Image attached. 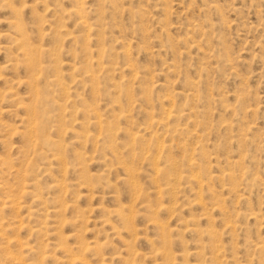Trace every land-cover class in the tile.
<instances>
[{
  "label": "rangeland",
  "instance_id": "obj_1",
  "mask_svg": "<svg viewBox=\"0 0 264 264\" xmlns=\"http://www.w3.org/2000/svg\"><path fill=\"white\" fill-rule=\"evenodd\" d=\"M100 1L9 0L8 2V0H0V68L4 69L2 77L5 76L0 78V160L6 162L0 165V185H2L0 205L7 194H17L20 197L19 192L23 185L26 191L30 190L29 193L32 196H40L46 205L36 208L37 205L33 204L32 196L29 195L28 198L24 196L20 199V204L25 205L24 208L9 209L0 213V219L4 220L3 226L10 225V228H18L20 221L28 222V209L36 208V216L29 220L28 224L29 227L40 228L45 222L42 234L30 236L29 231L24 230L25 232L17 233V236L24 242L29 241L31 246L36 247L39 252L48 253L43 264H61L57 263V260L58 257H62V249L55 246L58 242L64 243L63 247L76 246L77 238L69 239L74 230L79 231V240L82 243L91 246L96 243L104 245L101 249V257L88 255L89 264H101L102 261L104 264H124L129 261L133 262L132 264H164L163 257L155 254L156 248H159V244H156L159 233L152 222L153 219L165 226L167 234L169 233L173 241L174 247L171 245V250L168 251L171 253L169 255L171 261H166L165 264H216L215 260L217 264H264V251L257 249V245L264 243V0H103L104 4ZM77 2H84L90 21L97 19L98 24L101 22L100 27L98 26L101 29L97 28L100 35L99 43L95 35L90 40L91 44L89 43L90 50L93 49L92 60L81 48L86 47L82 43L86 41L84 39L86 33L81 32L75 25L74 19H68L64 15L65 11L73 9L72 6ZM100 16L103 17H101L102 20L99 19ZM17 22L23 25L21 29L25 31L24 36L28 42L25 39L22 43H29L27 45H21V42L16 41V38L20 39L17 34H14ZM40 29L41 32L37 31ZM97 32L95 31L96 34ZM104 32L103 37L101 33ZM67 33L75 37L76 41ZM81 34H84V37ZM207 35H209L208 39ZM41 36H43L42 39ZM204 38V41L208 43L203 42ZM20 45L22 49L24 46L23 50L27 48L24 52L22 51L23 53L21 49H17ZM100 46L105 50L110 48L113 51H111L112 54L109 53L97 60L96 50L101 48ZM33 47L41 49L44 53L40 55V58L45 70L38 77V81H35L34 87L36 86L35 88L39 90L43 100L50 104H46L49 105L45 106L46 109L41 108L43 106L32 98L31 92L35 88L32 89L27 85L28 75L22 67L23 56L21 55L28 49L33 50ZM124 50L127 51L128 60L124 55V58L122 56ZM86 60L89 63L92 62V65L88 66L89 63L87 64ZM226 60L230 64H227ZM18 61H21V66ZM128 63L133 65L131 72H137V80H133L132 73L126 69ZM4 65H7L8 69H5ZM118 67L121 71L124 69V72H121ZM84 70L93 75L94 80H85ZM54 71H57V74ZM83 78L85 81H80ZM5 79L7 80L4 81ZM53 80L57 81L58 85H55L56 82L54 83ZM48 85L53 87L49 88ZM29 89H31L30 93ZM242 95L241 100L239 98ZM167 97H171L172 101H168ZM30 106L32 107L29 108ZM81 107L88 113L86 110H84L86 113L83 112ZM167 107L175 111L181 110L183 114H189L188 111H192L190 113L192 117L189 120L171 119L167 122L168 126L164 128L151 127L150 116L152 115L154 119L163 118L162 109ZM40 108L47 110L45 117L42 116ZM32 109L35 113L31 112ZM230 109L231 112L235 110L233 112L236 114L231 113ZM246 110H249L248 114ZM95 111L103 121V129L100 131L99 127L90 126L89 132L95 139L88 141L82 138L85 127H82L80 123L93 120ZM122 113L127 116L126 119L119 118ZM82 115H85L84 118ZM32 116L38 118L37 123L46 124L48 127L43 125V137L36 143L34 141L28 143L20 135L27 127L26 121L28 118L31 120ZM109 125L121 129V132L113 134L111 143L106 139L108 136H105L108 134L105 130L109 128ZM146 127L149 129L145 130ZM54 128L58 129L57 133ZM167 128L171 133H165ZM177 128L178 130L173 131ZM180 129L186 130L184 131L186 135L182 134L183 131L180 132ZM247 129L249 134H246ZM123 130L126 134L128 132L141 135V139L143 138L141 142L139 141L141 144L137 143L138 146L132 145L123 149L122 145L129 142ZM154 134L162 137L161 141L166 148L161 155L163 157L160 156L158 159V163L160 166L163 165L161 169L170 170H163L165 175L156 177L150 166L152 160L150 155L153 153H145L143 149L144 144L150 142ZM241 135L247 140L241 138ZM198 142H203L204 146L200 147ZM222 142L225 143L220 144ZM55 152H58L71 165H77V156L81 153L80 161H83V165L80 167L83 175L78 165V168L70 165L63 166ZM119 152H122L123 158ZM204 152L207 156L204 158L205 161L200 158L201 153L204 154ZM188 157L196 159L199 163H206H203L207 168L206 172H203L204 165L201 163L200 172L203 179L209 172L208 176L212 177V179L208 177L210 180L208 178L203 180V191L206 190L203 192L205 202L201 206L194 200L196 189L191 184L175 183L174 194L165 192L166 195L163 194V197L155 195L154 190L151 191L154 194L149 193L154 186L166 187L168 182H171L170 174L175 170L170 169L167 158L176 160V171L181 170L179 172L184 173ZM118 159L128 162L130 166L137 169L138 173L140 172L136 178L142 189L140 198L132 196L130 186L124 181L125 178L123 179L126 174L115 162H118ZM230 169L233 172L235 170L236 174L232 181L224 178L227 170ZM207 172L208 174L204 175ZM245 172L246 174H243ZM84 175L92 176V181L88 182L89 185L82 184L85 181ZM63 176L67 192L53 187ZM152 177L156 183L152 182L150 179ZM80 178L84 179L81 181ZM229 181L231 183H227ZM191 188L193 192L190 191ZM209 191H212L210 195ZM54 198L65 202L67 210L64 214L67 218L83 213L84 220L81 219L79 225L75 227L67 226L62 230V226L56 225L58 220L56 214L51 212L47 214L44 210L45 207L54 205L52 202ZM215 203L218 206L214 205ZM149 205L153 206V209L163 205L165 208L171 207V210L165 212L164 208H161L157 211L158 214H151L149 210L146 211L148 208L146 206ZM117 207L133 209L134 227L130 224L123 226L115 214H108V211H119ZM124 211L126 214L127 211ZM204 213L208 214V218L205 215L207 220L201 217ZM148 215L151 217L149 218ZM185 227L187 230L184 229ZM191 227L203 232L208 229L212 232V236L206 233L195 234L190 231ZM132 228H135V231ZM52 230L59 236L56 232H54L56 235L53 234ZM7 232L12 234L8 230ZM210 243L217 244L219 251H212ZM38 251H32L29 254L30 257L25 258L35 262L39 258H36ZM193 252L201 254L198 253V257L194 256ZM135 253L137 256H134Z\"/></svg>",
  "mask_w": 264,
  "mask_h": 264
},
{
  "label": "bare ground",
  "instance_id": "obj_2",
  "mask_svg": "<svg viewBox=\"0 0 264 264\" xmlns=\"http://www.w3.org/2000/svg\"><path fill=\"white\" fill-rule=\"evenodd\" d=\"M5 1H7V0H5ZM35 1V0H34ZM100 1V0H99ZM102 1V3L101 4H104L103 3V0H101ZM100 1V2H101ZM2 2V1H1ZM0 2V3H1ZM8 2H9V0H8ZM7 2V3H8ZM24 2H25V0H24ZM105 2V1H104ZM207 3V2H206ZM22 4V3H21ZM3 5V4H2ZM25 5V4H24ZM71 5H73V4H71ZM3 6H6L5 4L3 5ZM3 6H2V8H3ZM21 6V5H20ZM8 7V6H7ZM115 7V6H114ZM207 7L208 8H211V7H209L208 5H207ZM14 8V7H13ZM31 8V7H30ZM72 8L73 9H71V10H69V11H65V13H64V15H66V17L68 18V19H74L73 21H75V25L81 30V32H84V33H86V35H85V37L86 38H84L86 41L85 42H82L83 44H85V46L86 47H81L82 48V50L84 51V53H87V54H85L86 56H89L90 58L89 59H93L94 57H93V49L92 50H90V46H89V43H90V40L92 39V37L95 35L96 36V39H98V40H96V41H98V43H99V41H100V35H99V33L97 32V28H99L100 27V25H101V20H102V16H100L99 17V19L101 18V20H98L100 23L98 24V22H97V19H96V21L94 20L93 22L92 21H90V19L88 18V16H87V12H86V8H85V4H84V2H77V3H75L73 6H72ZM113 8V7H112ZM217 8V7H216ZM32 9V8H31ZM116 9V8H115ZM61 10V9H60ZM101 10V9H100ZM219 10V9H218ZM14 11H15V9H14ZM35 11V10H34ZM116 11V10H115ZM205 11H207V10H205ZM21 12V11H20ZM102 11H100V13H101ZM15 13V12H14ZM13 13V14H14ZM87 13V14H86ZM97 13V12H96ZM102 14V13H101ZM33 15H35V14H33ZM97 17L99 16V15H96ZM17 17V16H16ZM16 19H18V18H16ZM21 19V18H20ZM40 19V18H39ZM62 19H64V18H62ZM19 20V19H18ZM17 20V21H18ZM14 21V20H13ZM42 21V20H41ZM208 21V20H207ZM38 22V21H37ZM60 22V21H59ZM205 22V21H204ZM10 23V22H9ZM15 23V22H14ZM35 23V22H34ZM208 23V22H207ZM11 24H13V23H11ZM211 25V24H210ZM21 26H23V25H21V23H16L15 24V27H14V30H15V32H14V34H17L19 37H20V39H17L16 37V41H19V42H21L22 43V41L23 40H25V41H27V38L24 36V34H25V31L23 32L22 31V27ZM41 26V25H40ZM61 27H62V25H60ZM99 26V27H98ZM194 26V25H193ZM198 25H196V27H197ZM59 27V26H58ZM195 27V26H194ZM198 27H200V25L198 26ZM24 28V27H23ZM63 28H65V27H63ZM99 29H101V28H99ZM134 29V28H133ZM139 29V28H138ZM27 31V30H26ZM37 31H39V32H41V29L40 30H37ZM51 31H54V30H51ZM60 31V30H59ZM95 31L97 32V34L95 33ZM132 31V30H131ZM57 32H58V30H57ZM80 32V31H79ZM29 33V32H28ZM205 33H208V32H205ZM51 34V33H50ZM68 34V33H67ZM101 34H103V37H104V34H105V32L104 33H101ZM203 34H204V32H203ZM3 35H5V34H3ZM7 35V34H6ZM5 35V36H6ZM28 35V34H27ZM49 35V34H48ZM70 35V38L71 39H73L74 41H76L75 39V37H72L71 36V34H68V36ZM81 35H83V37H84V34H81ZM206 34H204L203 36H205ZM210 35V34H209ZM209 35H207L206 37H207V39H208V36ZM16 36V35H15ZM57 36H59V35H57ZM64 36V35H63ZM42 37L43 36H41V39H42ZM45 37V36H44ZM54 37V36H53ZM6 38H8V37H6ZM35 38V37H34ZM78 38V37H77ZM13 39V38H12ZM60 39H61V37H60ZM68 39V38H67ZM94 39V38H93ZM10 40V39H9ZM15 40V39H14ZM40 40V39H39ZM82 40H83V38H82ZM205 40V38L203 39V42H206V43H208V41H204ZM35 41V40H34ZM42 41V40H41ZM62 41H63V39H62ZM202 41V40H201ZM28 42V41H27ZM38 42V41H37ZM57 42H58V40H57ZM40 43V42H39ZM59 43V42H58ZM79 43H80V40H79ZM81 43V44H82ZM14 44H15V42H14ZM27 45V44H29V43H27L26 44V42L25 43H22L21 45ZM36 44V43H35ZM38 44V43H37ZM57 44V43H56ZM59 44H61V43H59ZM91 44V43H90ZM101 44V43H100ZM18 45V44H17ZM17 45H15V47H17ZM20 45V48H17L18 50L19 49H21V52L23 51H25L27 48H26V46H25V50H23L24 49V46H23V49L21 48L22 46ZM31 45V44H30ZM33 45V44H32ZM35 46V45H34ZM38 46H39V44H38ZM41 46V45H40ZM43 46V45H42ZM57 46H58V44H57ZM81 46H83V45H81ZM123 46H125V45H123ZM19 47V46H18ZM29 47V46H28ZM31 47V46H30ZM55 47V46H54ZM101 47V46H100ZM105 47V46H104ZM34 48V47H33ZM121 48V47H120ZM123 48H126V47H123ZM122 48V49H123ZM57 50H58V47L56 48ZM11 50V49H10ZM55 50V49H54ZM107 50H109V51H107ZM107 50H105L104 48H99L98 50H96V57H97V60H99L100 58H103L105 55H107V54H109V53H111V49L110 48H107ZM47 51V50H46ZM51 51V50H50ZM95 51V50H94ZM22 52V53H23ZM49 52V51H48ZM54 52V51H53ZM73 52V51H72ZM82 52V51H81ZM113 52V51H112ZM117 52V51H116ZM121 52V51H120ZM57 53V52H56ZM55 53V54H56ZM205 53V52H204ZM225 53V52H224ZM223 53V54H224ZM15 54V53H14ZM19 54V53H18ZM42 54H44L43 53V51L41 50V49H33V50H30V49H28L24 54H22L21 56H23V60H22V67H24L25 68V70H26V75H28V79H29V81H27V79H26V82H27V85L31 88L32 87V89H34L35 87H34V83H35V81H38V77H40V75H41V73L45 70V68H43V66H42V64H41V58H40V55H42ZM89 54V55H88ZM112 54V53H111ZM118 54V53H117ZM208 54V53H207ZM116 55V54H115ZM119 55V54H118ZM125 56L126 58L125 59H127L128 58V55H127V51L126 50H124V51H122V56ZM13 56V55H12ZM15 56V55H14ZM56 56H57V54H56ZM85 56V58H88V57H86ZM109 56V55H108ZM124 56H123V58H124ZM204 56V55H203ZM223 56V55H222ZM111 57V56H110ZM212 58H213V56H212ZM17 59V58H16ZM54 59V58H53ZM226 59V58H225ZM12 60V59H11ZM15 60V59H14ZM85 60V59H84ZM128 60V59H127ZM227 60H228V58H227ZM227 60H226V62H227ZM10 61V60H9ZM56 61V60H55ZM87 61V60H86ZM95 61V60H94ZM230 61V60H229ZM13 62V61H12ZM14 62H16V61H14ZM19 62V61H18ZM177 62V61H176ZM8 64H9V62H7ZM20 63V65L19 66H21V61L19 62ZM61 63V62H60ZM59 63V64H60ZM87 64L89 63L88 61L86 62ZM127 63V62H126ZM166 63V62H165ZM7 64V65H8ZM227 64H230V62L228 63L227 62ZM7 65L5 66V69H8V68H6L7 67ZM10 65V64H9ZM83 65H85V64H83ZM92 65V62H90L89 64H88V66H91ZM1 66V65H0ZM11 66V65H10ZM17 66V65H16ZM18 66V67H19ZM111 66V65H110ZM113 66V65H112ZM228 66V65H227ZM230 66V65H229ZM123 67H125V66H123ZM231 67V66H230ZM12 68H13V65H12ZM74 68V67H73ZM84 68V67H83ZM115 68V70H116V67H114ZM118 68H120V67H118ZM232 68V67H231ZM52 69V68H51ZM55 69V68H54ZM78 69H79V67H78ZM123 69V68H122ZM126 69L127 70H129L130 72L132 71V69H133V65L131 64V63H128L127 64V66H126ZM125 69V70H126ZM149 69V68H148ZM4 69L3 68H0V78H3V77H5V76H3L2 77V71H3ZM9 70H10V67H9ZM12 70V69H11ZM16 70V69H15ZM56 70V69H55ZM74 70H76V69H74ZM97 70V69H96ZM111 70V69H110ZM124 70V69H123ZM122 70V71H123ZM170 69H168V71H169ZM81 71H83L82 69H81ZM85 71V74H83V76H84V78H85V80L86 79H88V80H94V76L93 75H90L89 74V72L88 71H86V70H84ZM109 71V70H108ZM120 71H121V68H120ZM121 71V72H122ZM166 71V70H165ZM164 71V72H165ZM179 71V70H178ZM55 72V71H54ZM74 72H76V71H74ZM79 72H80V70H79ZM99 72V71H98ZM124 72V71H123ZM134 72V71H133ZM46 73V72H45ZM78 73V72H77ZM90 73H91V71H90ZM106 73V72H105ZM108 73V72H107ZM129 73V72H128ZM132 73V72H131ZM55 74H57V71L55 72ZM124 74V73H123ZM58 76V75H57ZM79 76H81L80 74H79ZM124 76V75H123ZM43 77H45V75L43 76ZM52 78H53V76H51ZM131 77H133V80H137V78H138V74H137V72L135 71L134 73H132V75H131ZM141 77V76H140ZM55 78H56V76H55ZM84 78L83 79H81L80 81H82V80H84ZM146 79V78H145ZM7 79H5L4 81H6ZM10 80V79H9ZM8 80V81H9ZM25 80V79H24ZM43 80V79H42ZM45 80V79H44ZM84 80V81H85ZM127 80H128V78H127ZM17 80H15V82H16ZM41 81V80H40ZM49 81L51 82V79H49ZM55 80H53V82H54ZM241 81V80H240ZM45 82V81H44ZM53 82L51 83V84H53ZM56 82V83H55ZM54 83H55V85L57 84V81H55ZM87 82V81H86ZM95 82V81H94ZM100 82V81H99ZM6 83V82H5ZM46 83V82H45ZM48 83V82H47ZM187 83V82H186ZM188 83H191V82H188ZM14 84H16V83H14ZM23 84V83H22ZM195 84V83H194ZM58 85V84H57ZM129 85V84H128ZM197 85V84H196ZM195 85V86H196ZM9 86V85H8ZM49 86V85H48ZM60 86V85H59ZM100 86V85H99ZM162 86V85H161ZM188 86H189V84H188ZM192 86V85H191ZM51 87H53V86H49V88H51ZM92 87V86H91ZM101 87V86H100ZM148 87V86H147ZM45 88V87H44ZM60 88H62L61 86H60ZM66 89V88H65ZM64 89V90H65ZM114 89V88H113ZM141 89V88H140ZM191 90H192V87L190 88ZM194 89H195V87H194ZM67 90V89H66ZM116 90V89H115ZM148 90V89H147ZM30 91H31V89H29V93H30ZM92 91V90H91ZM144 91V92H143ZM142 92L145 94V90H143ZM66 92V91H65ZM147 92V91H146ZM92 93V92H91ZM143 94V95H144ZM193 94V93H192ZM31 95H32V98L33 99H35L37 102H39V104L41 105V106H43V107H41V106H39V107H41V108H44L45 106H47L46 104H49L48 103V101L47 102H45L44 100H43V97L41 96V94H40V92H39V90L38 89H34L32 92H31ZM97 95V94H96ZM98 95H99V93H98ZM125 95V94H124ZM140 95V94H139ZM146 95H148V93H146ZM238 95V94H237ZM141 96V95H140ZM239 96V95H238ZM2 97V96H1ZM12 97H13V95H12ZM128 97V96H127ZM144 97H146V96H144ZM243 97V95L241 96V98H239V99H243L242 98ZM256 97V96H255ZM3 98V97H2ZM10 98V97H9ZM17 98V97H16ZM31 98V97H30ZM95 99V98H94ZM114 99V98H113ZM136 99H137V97H136ZM141 99H143V97L141 98ZM147 99V98H146ZM164 99H166V98H164ZM163 99V100H164ZM194 99V98H193ZM237 99H238V97H237ZM139 100V99H138ZM149 100V99H148ZM148 100H146V101H148ZM167 100L168 101H172V99H171V97H167ZM200 100V99H199ZM34 101V100H33ZM80 101V100H79ZM113 101V100H112ZM117 101V100H116ZM120 101V100H119ZM165 101V100H164ZM240 101V100H239ZM31 102V101H30ZM29 102V103H30ZM237 102H238V100H237ZM241 102V101H240ZM243 102V101H242ZM241 102V103H242ZM20 103V102H19ZM88 103V102H87ZM94 103V102H93ZM98 103V102H97ZM112 103V102H111ZM239 103V102H238ZM139 104V103H138ZM20 105H21V103H20ZM50 105V104H49ZM48 105V106H49ZM88 105V104H87ZM163 105V104H162ZM172 105V104H171ZM170 105V106H171ZM241 105V104H240ZM249 105V104H248ZM251 105V104H250ZM33 106V105H32ZM32 106H30L29 108H31ZM47 106V107H48ZM169 106V107H170ZM11 107V106H10ZM92 107V106H91ZM164 107V106H163ZM246 107V106H245ZM252 107H255V106H252ZM41 108H40V110H41ZM82 108V107H81ZM233 108V107H232ZM242 108V107H241ZM258 108V107H257ZM24 109H26L25 107H24ZM44 109H46V107L44 108ZM41 110L42 111V113H43V115L42 116H46L45 114H46V111L47 110ZM83 109V108H82ZM189 109V108H188ZM188 109H186L187 111H188ZM193 109V108H192ZM191 109V110H192ZM236 109V108H235ZM28 110V109H27ZM81 110V109H80ZM84 110H86V109H83V112H85ZM93 110V109H92ZM96 110V109H95ZM115 110V109H114ZM129 110V109H128ZM143 110V109H142ZM239 110V109H238ZM253 110V109H252ZM32 111H34L33 109L31 110V112ZM87 111V110H86ZM97 111V110H96ZM95 111V113H94V118H93V120H89V121H87V122H81L80 123V125L83 127H85V130H84V134H83V139H85V140H88L89 141V139H95V137L94 136H91V134H90V132H89V127L90 126H93V127H99L98 128V130H102L103 129V121H102V119H101V117L99 116V115H96V112ZM226 111H229V110H226ZM233 111H235V110H232V112H231V109H230V112L231 113H235L236 114V112H233ZM241 111V110H240ZM247 111V113L246 114H248V112H249V110H246ZM29 112V111H28ZM82 112V113H83ZM130 112V111H129ZM147 112V115H149L148 114V111H146ZM188 112H190V113H192V111H188ZM194 112V111H193ZM255 112V109H254V111H253V113ZM256 112H257V110H256ZM34 113H35V111H34ZM41 113V114H42ZM86 113V112H85ZM85 113H83V114H85ZM87 113H88V111H87ZM185 113H186V111H185ZM190 113L189 114H183L182 112H181V110L180 111H175V110H173L172 108H163L162 109V115H163V118L161 117V119H154L153 118V116L151 115L150 116V126L152 127V126H161V127H167L168 125H167V122L169 121V120H171V119H179V118H186L187 120H189V118L190 117H192L191 115H190ZM245 113V112H244ZM252 113V114H253ZM28 114V113H27ZM32 114V113H31ZM38 114V113H37ZM48 114V113H47ZM25 115H26V113H25ZM35 115V114H34ZM49 115H50V113H49ZM48 115V116H49ZM86 115V114H85ZM85 115H82L83 116V118H84V116ZM102 115V114H101ZM27 116V115H26ZM37 116V115H36ZM36 116H32V119L30 120L28 117V120L26 121L27 122V127L24 129V130H22L21 132L22 133H20V135H21V137H22V139H24V140H26L28 143L29 142H35L36 143V141H38L41 137H43V132H44V129H43V125L45 126L46 124H43V125H41V123H37L36 121H37V117ZM44 117H42L43 119H44ZM56 117V116H55ZM59 117V116H58ZM116 117V116H115ZM114 117V118H115ZM120 117H123V118H127V116L125 115V114H121V116H119V118ZM196 117V116H195ZM122 118V119H123ZM43 119H41V120H43ZM129 119V118H128ZM26 120V119H25ZM40 120V121H41ZM61 120V119H60ZM23 123H25L24 121H22ZM59 122V121H58ZM190 122V121H189ZM194 123H196L195 121H193ZM224 122V121H223ZM231 122V121H230ZM233 122V121H232ZM60 124H61V122H59ZM106 123V122H105ZM228 122H226V124H227ZM2 124V123H1ZM26 124V123H25ZM64 124V123H63ZM79 124V123H78ZM107 124V123H106ZM187 124H189V123H187ZM193 123H191V125H192ZM198 124V123H197ZM62 125V124H61ZM225 126V124H222V126ZM64 126V125H63ZM62 126V127H63ZM80 126V127H81ZM111 125H109V128H107L106 130H105V132H107L108 134H106L105 136L107 137L106 139H108V141L111 143V141H112V139H113V134L115 133V134H117V132H119L121 129L120 128H117V127H110ZM188 126V125H187ZM231 126V125H230ZM229 126V127H230ZM232 126H233V123H232ZM24 127V126H23ZM189 128H191L190 126H188ZM197 127V126H196ZM249 127V126H248ZM46 128H48L47 127V125H46ZM186 128V127H185ZM54 129H56V128H54ZM64 129H65V127H64ZM147 129H149L148 127H146L145 128V130H147ZM187 129V128H186ZM222 129V128H221ZM230 129V128H229ZM3 130V129H2ZM1 130V131H2ZM16 130V129H15ZM15 130H14V132H15ZM57 130L58 129H56V133H57ZM96 130V129H95ZM125 130V129H124ZM123 130V131H124ZM173 130V129H172ZM176 130H178V128L177 129H175V130H173V131H176ZM245 130V129H244ZM7 131H8V129H7ZM48 131V130H47ZM83 131V130H82ZM182 131H183V133L182 134H185L186 135V132H184V131H186V130H184V129H182ZM181 131V129H180V132H182ZM188 131V130H187ZM247 133L246 134H249V130L247 129ZM59 132V131H58ZM121 132V131H120ZM125 132V134H126V131H124ZM166 132H169V133H171L170 132V129H168L167 128V131H165V133ZM177 132H179V131H177ZM226 132H227V129H226ZM245 132V131H244ZM16 133V132H15ZM99 133V132H98ZM191 133V132H190ZM100 134V133H99ZM105 134V133H104ZM173 134V133H172ZM171 134V135H172ZM188 134V133H187ZM192 134V133H191ZM93 135H95V134H93ZM178 135V134H177ZM245 134H243V136H244ZM47 136V135H46ZM237 136H240V135H237ZM48 137V136H47ZM102 137V136H101ZM126 137H128L127 138V141H129V142H125L123 145H122V148L124 149V148H126V147H131L132 145H137V143L139 144L141 141L140 140H142L141 139V135H139L138 133H128L127 132V134H126ZM173 137V136H172ZM197 137V136H196ZM245 137V136H244ZM3 138V137H2ZM77 138H79V136H77ZM162 137H159V136H157V134H154L153 136H152V140L150 141V142H146V144H144V146H145V148H143L144 150H145V153H153L152 155H150L151 157H152V160H151V162H150V166L153 168V172H154V174H155V177L156 176H160L161 174L163 175L164 173H163V170L165 171V170H167L166 168H163V169H161V167L163 166H160V164L158 163V159H160V156L161 155H163L162 153L164 152V150L166 149L165 148V145L162 143V139H161ZM203 138V137H202ZM239 138V137H238ZM241 138H243L242 137V135H241ZM60 139V138H59ZM76 139V138H75ZM102 139V138H101ZM100 139V140H101ZM126 139V138H125ZM203 139H205V138H203ZM225 139V138H224ZM229 139V138H228ZM243 139H245V141L247 140L246 138H243ZM242 139V140H243ZM46 140V139H45ZM45 140H44V142H45ZM198 140V139H197ZM235 140H238V139H235ZM234 140V141H235ZM240 140V139H239ZM238 140V141H239ZM76 141H78V140H76ZM126 141V140H125ZM140 141V142H139ZM174 141V140H173ZM183 141H185V140H183ZM182 141V142H183ZM200 141V140H199ZM206 141V140H205ZM226 142L228 141V140H225ZM238 141H236V142H238ZM244 141V140H243ZM244 141V142H245ZM47 142V141H46ZM81 142V141H80ZM97 142V141H96ZM204 142V141H203ZM203 142H198V144H200V147L201 146H204L203 145ZM230 142H232V141H230ZM55 143V142H54ZM225 143V142H224ZM223 142L222 143H220V144H224ZM80 144V143H79ZM141 144V143H140ZM205 144V143H204ZM238 144V143H237ZM65 145V144H64ZM197 145V144H196ZM218 145H219V143H218ZM138 146V145H137ZM189 146V145H188ZM222 146V145H221ZM225 146V145H224ZM238 146H240L239 144H238ZM27 147V146H26ZM59 147V146H58ZM205 147H206V145H205ZM220 147V146H219ZM223 147V146H222ZM23 148H25V147H23ZM113 148V147H112ZM190 148V147H189ZM195 148V147H194ZM198 148H199V146H198ZM216 148H218V147H216ZM225 148V147H224ZM54 149H56V148H54ZM119 149V148H118ZM140 149V148H139ZM196 149H197V147H196ZM200 149V148H199ZM198 149V150H199ZM219 149V148H218ZM57 150V149H56ZM117 150V149H116ZM138 150V149H137ZM136 150V151H137ZM182 150V149H181ZM185 150V149H184ZM189 150V149H188ZM197 150V151H198ZM203 150H204V148H203ZM222 150H224V149H222ZM34 151V150H33ZM166 151V150H165ZM191 151V150H190ZM193 151V150H192ZM30 152V151H29ZM51 152H53V151H51ZM59 152H61V151H59ZM144 152V151H143ZM199 152V151H198ZM207 152V151H206ZM55 153H57L56 155H54V156H56L57 158H58V160L61 162V164L63 165V166H67V165H70V166H74V167H77V165L79 166V168H80V173L82 172V175H83V171H82V168L80 167V166H82L83 164H82V160L80 161V159L82 158V156L80 157V154L78 155V153H76L78 156H77V165L76 164H74V165H71L70 163H67L61 156H60V154H58V152H55ZM63 153V152H62ZM120 153V152H119ZM119 153H118V155H119ZM122 153V152H121ZM120 153V155H122ZM134 153H135V151H134ZM184 153H186V155H188L187 154V152L186 151H184ZM209 153V152H208ZM131 154H132V152H131ZM112 155V154H111ZM114 155H115V153H114ZM148 155V156H149ZM196 155H197V153H196ZM208 155H210V154H208ZM149 156V157H150ZM200 156H202V157H200V158H206L207 156H206V154H205V152H204V154L203 153H201V155ZM55 157V158H56ZM122 158H123V155L121 156ZM121 157H120V159H121ZM133 157V156H132ZM139 157V156H138ZM161 157H163V156H161ZM167 157V156H166ZM193 157V156H192ZM209 157V156H208ZM189 158V157H188ZM199 158V157H198ZM210 158V157H209ZM208 158V159H209ZM1 159V158H0ZM112 159H113V161H114V158H113V156H112ZM120 159H118V162L117 161H115L116 162V164H117V166H119L120 168H122V170L125 172V176L126 177H123V179H124V181L130 186V188H131V190H132V196L134 197V198H140L139 196L141 195L142 196V189L139 187V185H138V183H137V181H136V178H137V174H139L138 172H137V169L136 168H134L133 166H130L129 164H128V162H126V161H124V160H120ZM147 159V158H146ZM166 159V158H165ZM203 159H202V161H203ZM227 160V159H226ZM10 161V160H9ZM166 161V160H165ZM167 161H169V166L171 167L170 169H174L175 171H173V173L172 174H170V176L172 177L170 180H171V182H173V183H169L168 182V184L166 185V187H162V186H160V185H156V186H154L153 187V189H151L150 190V192L149 193H152L151 191L152 190H154V193H155V195H157V196H159V197H161L163 194L164 195H166L165 194V192L167 193H172V194H174V190H175V186H174V184L176 183V184H180L181 182H183V183H185V184H187V185H189V184H191V185H194L195 186V191H194V200L196 201V203L199 205V206H201V204H203V202H205V201H203V192L206 190H204L203 191V180H207L206 178H211L212 179V177L211 176H208V175H210V172H209V174H208V172L207 173H204V175H206V174H208L207 176H206V178L205 179H203V176H202V174H201V167H202V165H204L203 163H205V162H201L202 163V165H201V163H199L196 159H194V158H189L188 159V161H186V164H187V168L185 169L186 171L184 172V173H182V172H179V171H181V170H177L176 171V166H177V162H176V160H174L173 158L172 159H169L168 160V158H167ZM204 161H205V159H204ZM2 162H4V164H6V162L5 161H3V160H0V165L2 164ZM59 162V163H60ZM209 162H210V159H209ZM209 162H207L209 165H210V163ZM227 162V161H226ZM75 163H76V161H75ZM229 163V162H228ZM228 163H227V165H228ZM238 163H239V160H238ZM206 164V163H205ZM230 164V163H229ZM241 164V163H240ZM3 165V164H2ZM242 165V164H241ZM10 166V165H9ZM231 166V165H230ZM240 166V165H239ZM12 167V166H11ZM10 167V168H11ZM73 167V168H74ZM182 167V166H181ZM237 167V166H236ZM241 168H242V166H240ZM78 168V167H77ZM230 168V167H229ZM234 168H235V166H234ZM233 168V169H234ZM183 169V168H182ZM209 169V168H208ZM238 169V168H237ZM240 169V168H239ZM19 170V169H18ZM76 170V169H75ZM202 170H203V172H206L207 171V168L205 167V165L203 166V168H202ZM206 170V171H205ZM211 170V169H210ZM209 170V171H210ZM226 170V169H225ZM224 170V171H225ZM232 169H230V170H227V172H226V174L224 175V178H226V179H231L230 181H232L234 178V175H236L235 174V170H234V172L233 171H231ZM24 171V170H23ZM78 171V170H77ZM167 171H170L169 169L167 170ZM224 171H222V172H224ZM237 171V170H236ZM239 172L240 171H242V170H238ZM21 172H22V170H21ZM20 172V173H21ZM142 172V171H141ZM200 172V173H199ZM222 172H221V174H222ZM243 172V171H242ZM171 173V172H170ZM18 174V173H17ZM24 174V173H23ZM166 174H168V173H166ZM224 174V173H223ZM243 174H246V172L245 173H243ZM15 175V174H14ZM20 175V174H19ZM25 175V174H24ZM165 175V174H164ZM239 175H240V173H239ZM238 175V176H239ZM242 175V174H241ZM95 176V175H94ZM213 176V175H212ZM84 178H85V181H83L82 182V184H84V185H89V183L88 182H90V181H92L91 179H92V176H83ZM149 177H151V175H149ZM205 177V176H204ZM216 177L217 176H215V179H216ZM20 178V177H19ZM25 178V177H24ZM61 178V177H60ZM83 178V179H84ZM97 178V177H96ZM99 178V177H98ZM101 178H103V177H101ZM163 178H165V177H163ZM208 178V179H209ZM233 178V179H232ZM236 178H238L237 176H236ZM17 179V178H16ZM23 179V178H22ZM26 179V178H25ZM79 179V178H78ZM83 179H81L80 178V180L82 181ZM100 179V178H99ZM151 180H152V182L153 183H156L155 182V179H154V177H152V178H150ZM166 179V178H165ZM213 179H214V176H213ZM240 179H241V177H240ZM90 180V181H89ZM98 180V179H97ZM167 180V179H166ZM210 180V179H209ZM217 180V179H216ZM215 180V181H216ZM57 181V180H56ZM94 181H96V180H94ZM227 182V183H231V182ZM239 181V180H238ZM20 182V181H19ZM100 182V181H99ZM139 182V181H138ZM206 182V181H205ZM236 182V181H235ZM98 183V182H97ZM107 183V182H106ZM224 183H226V182H224ZM15 184V183H14ZM24 184V183H23ZM65 184V178H64V176L61 178V180H58L55 184H54V186L53 187H56V188H61V190H64V191H66V189L67 188H65V186L66 185H64ZM77 184H79V183H77ZM162 184V183H161ZM223 184V183H222ZM233 184H234V181H233ZM236 184V183H235ZM245 184V183H244ZM17 185V184H16ZM181 185V184H180ZM205 185H206V183H205ZM238 185V184H237ZM247 185V184H246ZM18 186H20V185H18ZM210 186V185H209ZM226 186V185H225ZM231 186H233V185H231ZM1 187H2V185H0V189H1ZM52 187V188H53ZM90 187V186H89ZM190 187H192V186H190ZM222 187V186H221ZM79 188V187H78ZM223 188V187H222ZM6 189H7V187H6ZM13 189H14V187H13ZM224 189V188H223ZM227 189H229V188H227ZM58 190V189H57ZM208 190H209V188H208ZM236 190H237V188H236ZM29 189H28V191H26V188L24 187V185L22 186V189L20 190V192H19V195H20V197L19 196H17V194L16 195H10V194H7L5 197H4V199L2 200V202H1V205H0V213H3L4 211L6 212V210H9V209H11V210H13V209H15V208H17V209H21L23 206H25L24 204L23 205H21L20 203H21V198L22 197H24V196H27V198H28V196L29 195H31L32 196V194L31 193H29ZM190 191H192V188H191V190ZM225 191H226V189H225ZM231 191V190H230ZM233 191H234V189H233ZM233 191H232V193H233ZM9 192V191H8ZM67 192V191H66ZM89 192H91V191H89ZM129 192V191H128ZM193 192V191H192ZM207 192V191H206ZM210 192V191H209ZM212 192V191H211ZM211 192L209 193V195L211 194ZM235 192V191H234ZM2 193V192H1ZM5 193V192H4ZM3 193V194H4ZM15 193V192H14ZM154 193H152V194H154ZM230 193V192H229ZM237 193V192H236ZM151 194V195H152ZM193 194V193H192ZM170 196V195H169ZM243 196V195H242ZM61 197V196H60ZM92 197V196H91ZM163 197V196H162ZM148 198H150V196L148 197ZM213 198H214V196H213ZM240 198V197H239ZM215 199V198H214ZM237 199H238V197H237ZM51 200V199H50ZM137 200V199H136ZM148 200V199H147ZM160 200H161V198H160ZM240 201V200H239ZM32 202H33V204L35 205H37V207L36 206H34V207H36V208H38V206H46L45 205V201L43 202L42 200H41V198H40V196H38V195H34V196H32ZM52 202L54 203V205H52L51 207H48V208H44V210H45V212L48 214L49 212H51L52 214H56V216H57V223H56V225L57 226H62V230H63V227H67V226H70V227H72V226H74L75 227V225H79V222H81V219L82 220H84L83 218L84 217H82V214L80 215V214H77V215H75V213H74V217H72V218H67L65 215L66 214H64V211H66L67 210V206H66V204H65V202L63 201V200H61V199H56V198H54L53 200H52ZM194 202V201H193ZM52 203V204H53ZM151 203H154V202H151ZM222 203V202H221ZM191 204V203H190ZM68 205V204H67ZM120 205V204H119ZM141 205H143V204H141ZM144 205H145V203H144ZM151 205V204H150ZM146 206V207H148L147 209H146V211L147 210H149V212L151 213V214H158L159 212H157L158 210H160L161 208H164L163 210L166 212V210H171V207H169V208H165L163 205V207L162 206H156L155 207V209H153V206ZM213 205V204H212ZM214 205H217L216 203L214 204ZM207 206V205H206ZM218 206V205H217ZM24 208V207H23ZM36 208H32V207H30L29 209H28V212H27V220H28V222L27 223H24L23 221H20L19 222V225H18V228H10L11 226L9 225H7V226H3V223H4V220L1 218L0 219V264H43V260L47 257V255H48V253H46V252H39L38 251V249H36V247H34V246H31V244H30V242L29 241H26V242H24V241H22V240H20L19 238H18V236H17V233H20V232H23L24 230L25 231H29V235L31 236V235H35V234H42L41 232L43 231V228H44V226H45V222L43 223V225L40 227V228H37V226L36 227H29L30 225L28 224L29 223V220H31V219H33L34 218V216H36V212H37V210H36ZM40 208V207H39ZM118 208V207H117ZM74 209V208H73ZM220 209V208H219ZM218 209V210H219ZM69 210V209H68ZM100 210H102V211H105L104 209H101L100 208ZM118 210L119 211H115V210H113V211H108V214H115L117 217H118V219H119V221L121 222V223H123V226L125 225V224H130L132 227H134V222H133V220H134V217H135V215H134V211H133V209L131 208V207H129V208H124V207H120V208H118ZM124 210H126L127 211V213L125 214V211ZM16 211V210H15ZM19 211V210H18ZM39 211V210H38ZM208 211V210H207ZM205 212V211H204ZM102 213V212H101ZM173 213V212H172ZM208 213V212H207ZM107 214V215H108ZM147 214H148V212H147ZM222 214V213H221ZM192 215V214H191ZM206 214L204 213L201 217H203V218H206V216L208 215H206ZM242 215V214H241ZM19 216V215H18ZM149 216V215H148ZM155 216V215H154ZM210 216V215H209ZM227 216V215H226ZM4 217V216H3ZM25 217V216H24ZM107 217V216H106ZM151 216H149V218H150ZM54 218H56V217H54ZM104 218V217H103ZM154 218V217H153ZM195 217H193V219H194ZM202 218V219H203ZM207 218H208V216H207ZM207 218H206V220H207ZM219 218H220V216H219ZM38 219V218H37ZM41 219V218H40ZM191 219V218H190ZM224 219V218H223ZM18 221H19V219H17ZM21 220V219H20ZM56 220V219H55ZM182 220V219H181ZM188 220V219H187ZM186 220V221H187ZM219 220V219H218ZM209 221V220H208ZM34 222V221H33ZM153 224L155 225V227L157 228L156 230L158 231V242L156 241V244H159V248H156V250H155V254L156 255H160V256H162L163 257V260H164V264L166 263V261H168L169 262V260H170V254L171 253H168V251L169 250H171L170 248H171V245L174 247V245H173V241H171V237L167 234V230H166V228H165V226L160 222V221H158V220H154L153 219ZM8 223V222H7ZM6 223V224H7ZM229 223V222H228ZM31 224V223H30ZM190 223L188 222V225H189ZM198 224V223H197ZM217 224V223H216ZM53 225H55V224H53ZM153 225V226H154ZM209 225V224H208ZM14 226V225H13ZM56 226V227H57ZM226 226V225H225ZM228 226H230V223L228 224ZM50 227H52V226H50ZM77 227V226H76ZM130 227V226H129ZM187 227V226H186ZM186 227L184 228V229H186ZM212 227V226H211ZM238 227V226H237ZM60 228V227H59ZM131 228V227H130ZM188 228V227H187ZM192 228V227H191ZM198 228V227H197ZM56 229V228H55ZM75 229V228H74ZM133 230L135 229V228H132ZM184 229H183V231H184ZM202 229V228H201ZM210 229V228H209ZM225 229V228H224ZM7 230L8 231H10L12 234L10 235L9 234V232H7ZM60 230V229H59ZM62 230H60V231H62ZM85 230V229H84ZM187 230V229H186ZM24 231V232H25ZM135 231V230H134ZM170 231V230H169ZM190 231L191 232H193V233H195V234H204V233H206V234H208V235H210V237L212 236V232L211 231H209L208 229H207V231H200V230H197V229H194V228H192V229H190ZM218 231V230H217ZM229 231V230H228ZM228 231H227V233H228ZM52 232H53V234H55L56 235V231H54V230H52ZM54 232H56V233H54ZM231 232V231H230ZM233 232V231H232ZM60 233V232H59ZM133 233V232H132ZM193 233H192V235H193ZM51 234V233H50ZM58 234V233H57ZM72 234V235H71ZM71 234H69V239L71 238H77V240H78V242H76V246L74 245V247H68L67 245V247L65 246V247H63L64 245L62 244V243H59L58 242V244H57V242H55L57 245L55 246L56 248H58V249H62V257L60 258V257H58V260H57V263H61V264H89L90 262H89V260H88V255H94V256H98V257H101L102 256V247L104 246L103 244H100V243H96V244H94V245H87V244H85V243H82L80 240H79V231H77V230H74L73 231V233H71ZM135 234V233H134ZM189 234H190V232H189ZM230 234V233H229ZM64 235V234H63ZM58 236H59V234H58ZM181 236V235H180ZM65 238H66V236H65ZM203 238V237H202ZM206 238H208L207 236H206ZM68 239V238H67ZM135 239V238H134ZM198 239H200V238H198ZM204 239V238H203ZM202 240V239H201ZM263 240V239H262ZM261 240V241H262ZM60 241V240H59ZM178 241V240H177ZM215 241V240H214ZM202 242V241H201ZM210 242V241H209ZM208 242V243H209ZM54 243V242H53ZM152 243H154L153 241H152ZM175 243V242H174ZM257 243V242H256ZM42 244V243H41ZM182 244V243H181ZM206 244V243H205ZM47 245V244H46ZM204 245V244H203ZM254 245V244H253ZM256 245V244H255ZM44 246V245H43ZM43 246H41L42 247V249H43ZM48 246V245H47ZM125 246V245H124ZM210 246H211V249H212V251H215V252H218L219 251V246L217 245V244H212L211 245V243H210ZM45 247V246H44ZM35 248V249H34ZM133 248V247H132ZM201 248H203L202 246H201ZM173 249V248H172ZM207 249V248H206ZM229 249V248H228ZM257 249H259L260 251H264V243H262V244H260V245H257ZM35 250L36 251H38L39 252V254L38 255H36L37 257L36 258H38V260H36L35 262H30V261H28L29 259H26L27 258V256H29V254H31L32 253V251H34L35 252ZM55 249H53V251H54ZM203 250V249H202ZM221 250V249H220ZM227 250V249H226ZM16 251V252H15ZM42 251V250H41ZM44 251H47V250H44ZM201 251V250H200ZM48 252V251H47ZM50 253V252H49ZM198 253L199 252H193V255L194 256H198ZM263 253V252H262ZM37 254V253H36ZM136 254V253H135ZM184 254V253H183ZM190 254H192V252L190 253ZM199 254H201V253H199ZM261 254V253H260ZM134 255V254H133ZM173 255V254H172ZM104 256V255H103ZM118 256V255H117ZM134 256H137V254L136 255H134ZM213 255H211V257H212ZM261 256V255H260ZM26 257V258H25ZM30 257V256H29ZM34 257H35V254H34ZM53 257V256H52ZM180 257V256H179ZM181 257H183V255L181 256ZM189 257H191V256H189ZM199 257V256H198ZM262 257V256H261ZM31 258H33L32 256H31ZM35 258V259H36ZM213 258H214V256H213ZM34 259V260H35ZM49 259H50V257H49ZM187 259V258H186ZM210 259V258H209ZM261 259V258H260ZM185 260V259H184ZM202 260V259H201ZM232 260H233V258H232ZM44 261H46V260H44ZM171 261V260H170ZM205 261V260H204ZM259 261V260H258ZM261 261V260H260ZM237 262V261H236ZM133 263V262H132ZM132 263H130V261L129 262H125L124 264H132ZM213 263H214V261H213ZM215 263L217 264L218 262L215 260ZM228 263H230V262H228ZM101 264H104L103 263V261H102V263ZM168 264V263H167ZM231 264V263H230Z\"/></svg>",
  "mask_w": 264,
  "mask_h": 264
}]
</instances>
